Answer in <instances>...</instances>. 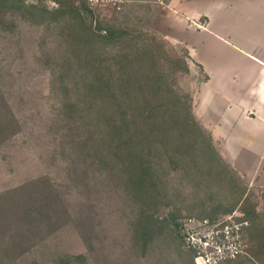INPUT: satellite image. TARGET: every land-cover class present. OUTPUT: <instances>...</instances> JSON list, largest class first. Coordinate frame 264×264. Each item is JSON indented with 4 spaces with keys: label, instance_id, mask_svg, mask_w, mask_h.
<instances>
[{
    "label": "rangeland",
    "instance_id": "rangeland-1",
    "mask_svg": "<svg viewBox=\"0 0 264 264\" xmlns=\"http://www.w3.org/2000/svg\"><path fill=\"white\" fill-rule=\"evenodd\" d=\"M156 3L0 0L2 118L12 125L0 192L19 188L18 212L35 221L28 246L0 264H194L184 217L228 213L241 190L258 201L263 163L234 170L196 120L204 75L162 33ZM45 202L49 219L35 213ZM242 217L247 253L232 264H264V228L251 240Z\"/></svg>",
    "mask_w": 264,
    "mask_h": 264
},
{
    "label": "crops",
    "instance_id": "crops-1",
    "mask_svg": "<svg viewBox=\"0 0 264 264\" xmlns=\"http://www.w3.org/2000/svg\"><path fill=\"white\" fill-rule=\"evenodd\" d=\"M159 1L153 0L164 12L156 16L162 33L181 43L204 75L193 93V115L234 170H258L264 166V0ZM244 193L226 211L245 214L251 240L257 241L253 227L264 228V214L257 213L264 189L256 190L257 202ZM261 250L256 251L264 257Z\"/></svg>",
    "mask_w": 264,
    "mask_h": 264
},
{
    "label": "built area",
    "instance_id": "built-area-1",
    "mask_svg": "<svg viewBox=\"0 0 264 264\" xmlns=\"http://www.w3.org/2000/svg\"><path fill=\"white\" fill-rule=\"evenodd\" d=\"M84 1L91 8L120 10L130 0ZM248 225L246 218L232 211L214 218L184 217L179 230L194 264H225L247 253L244 230Z\"/></svg>",
    "mask_w": 264,
    "mask_h": 264
},
{
    "label": "trees",
    "instance_id": "trees-1",
    "mask_svg": "<svg viewBox=\"0 0 264 264\" xmlns=\"http://www.w3.org/2000/svg\"><path fill=\"white\" fill-rule=\"evenodd\" d=\"M2 110L5 111L4 100L2 95H0V141L3 140L4 136L12 132V125H10L11 119L9 121L8 119H3ZM189 116L191 118L189 119L191 120V124L197 125L193 116ZM26 185L28 183L23 184L22 187ZM17 189L19 188H11L0 192V257L3 255L4 257H12L16 253L24 250L28 246L26 234H29L26 225L31 221L32 223L35 222L33 221V215L31 216L32 211L29 208L23 212H18L19 201L16 200ZM43 204L41 203L39 205L35 213L43 219H49L48 215L45 214L46 210L41 208V206L46 208V202ZM46 223L49 225L48 222Z\"/></svg>",
    "mask_w": 264,
    "mask_h": 264
}]
</instances>
